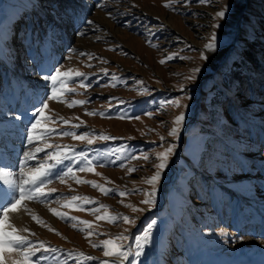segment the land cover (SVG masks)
Segmentation results:
<instances>
[{
    "label": "rangeland",
    "instance_id": "obj_1",
    "mask_svg": "<svg viewBox=\"0 0 264 264\" xmlns=\"http://www.w3.org/2000/svg\"><path fill=\"white\" fill-rule=\"evenodd\" d=\"M101 2L105 7H93L95 0H88L87 7H81L80 0H65L64 5L76 8L88 19L96 21L100 25L98 30L88 31L84 36H77L73 29L61 25L55 27L46 37L44 31L38 29L39 40L42 43L34 44L27 51L16 44L12 55L10 57L5 55L0 60V106H3L4 111L25 113L24 120L19 123L13 122L15 126L0 140V149L11 157L10 163L14 164L16 156L23 148V129L32 119L30 113L35 100L48 91V86L35 74L38 71V64L46 65L48 69H51L52 66L63 63L62 70L65 71L73 69L99 74L106 68L109 73H116L125 80L124 83L118 82L117 87H112L108 83L109 78L96 75L85 82L93 85L87 89L80 86L78 79L70 80L68 87L75 88L77 91L75 94H67L66 99L70 101L91 97V102L69 108L64 103L49 101L50 111L46 110L45 114L63 116L70 119L71 123H79V120L75 119L79 117L85 121L87 128L81 127L78 133L94 130L97 134L102 131L114 137H123V140H97L90 146L92 149L110 152L113 159L121 145L130 146L127 149L129 154L134 153L139 156L147 152L150 159L149 161L143 158L126 160L124 167L95 165L96 172L102 175L77 172L82 179L93 180L117 190L108 195L89 184H78L70 178L66 183L54 180L51 185L46 186V190L48 187L55 188L58 193L67 196H88L94 200V203L86 208L97 209L93 213L62 207L63 196L59 197L58 201L52 200L50 204L29 201L28 207L57 232L38 226L23 210L10 214L9 222L13 223L17 229L30 228L36 233V237H32L34 240L48 241L52 246L75 250L77 253L83 251L86 255L97 258L87 264H101V261L106 259L102 247H92L89 239L99 244L103 239H115L122 232L127 235L128 233L125 232L127 229L132 235L124 243L134 250L135 236L142 233L146 224L154 218L159 223L153 238V248L143 259L151 261L154 254L159 251L163 264H264V224L261 223V217L264 216V167H261L264 164V80L261 79L258 68L254 78L256 82L252 84L253 94L243 90L235 104H225L224 115L230 123L233 117H243L247 123L244 136L248 150L242 155V163L236 160L232 168H218L211 174L201 169L200 178L196 176L195 180L189 181L186 185L180 183L184 164L190 162L188 145L192 135L197 132L200 134L208 132L209 126L201 118L207 102L206 97L210 91L211 74L206 72L201 77L200 86L195 90L189 89L192 91L193 100L182 99V103L190 104L186 125L180 140L176 141L178 144L176 155L172 158L160 184L156 207L143 213H134L127 207L128 204H134L138 208H147L141 201L144 199L143 190H150V186L144 181L154 173V165L158 163L154 153L163 151L167 143L173 141V138L167 136V132L172 126L174 117L180 111H184L183 108L172 105H167L164 110H160L157 105L160 101L181 96L180 85L188 83L184 77L191 74L192 68L205 63L200 59L198 49H202L212 31L210 27H204V25L214 23L211 16L218 10L219 0H210L208 4H200L195 0L187 5L173 3L172 8L164 6L169 0H122L119 3L117 0H101ZM25 4L29 5L30 14L26 18L35 19V16H31L29 0H0V9L9 13L17 10L22 12L24 11L22 6ZM50 8V0H39L36 11L44 15ZM249 8L259 15L264 12V3H261V0H250ZM109 11L114 13L111 17L108 15ZM48 21L56 24L51 16L48 17ZM127 21H131V24L126 23ZM22 26L20 24L17 27ZM81 27L86 26L81 25ZM149 39L152 41L151 44L148 43ZM117 45L120 49H116ZM256 47H259V42ZM69 48H75L77 51L69 52ZM81 52L96 58L89 60L88 55H81ZM169 55H175L177 58L171 61L166 60L164 64L159 63ZM30 57H37L38 63H32ZM100 57L109 62H102ZM179 57L191 59L181 60ZM89 64L92 66L89 67ZM96 80H100V83L96 84ZM136 80L144 81V86L148 87L150 92L141 95V86L135 83ZM110 96L121 97L130 103L122 105L119 112L113 109L110 118L86 115V108L89 111L92 109L108 111L112 107L108 101ZM115 103L118 102H113ZM25 104L29 107L27 108ZM148 111H152L154 116L151 118L147 116L145 113ZM120 112L126 117L139 116L140 119H120ZM48 126L62 127L66 130L69 127L59 121H48ZM226 131L235 134V125L232 124L230 129L226 128ZM161 135L165 136L167 142L160 141ZM129 137L131 139H128ZM134 141L140 143L137 146L132 145ZM48 142L74 144L78 150L84 147L80 141H75L70 136L54 135L49 137ZM92 155H95V152L90 151L89 156ZM37 159H43V155H39ZM129 167H135L136 171L129 174ZM13 170L18 171V169ZM246 181L251 182L250 191L236 190ZM213 182L224 189L221 191L215 188L224 194V202L218 209L204 207V202L192 190L195 186L197 192H202L200 191L202 189V193L207 195V189L210 193ZM133 189L141 190L133 191ZM119 192H124L125 196L121 197ZM181 196L187 197L191 204L200 208L201 213H208L211 219L207 221V224L214 231L223 228L226 232L244 236V241L236 243L229 241L225 244L213 234L206 238V243L200 245L188 248L179 245L178 235L181 232L175 227L168 228L164 224V219L173 215V200ZM99 204L108 205V208H99ZM49 207H55L59 211L68 212L71 216L92 222L94 234L88 237L87 233L82 231L87 227L86 225L77 224V227L73 228L72 223H76L75 221H62L48 211ZM105 212L110 215H120L121 219L115 223L106 219H96ZM124 214L140 217L137 225L132 227L124 223L122 220ZM201 219L203 220L204 217L201 216ZM237 223L240 224L239 232L236 229ZM63 255L65 253H58V257ZM107 259L111 261L113 258ZM48 264L53 262L49 260ZM69 264H74V261L70 259Z\"/></svg>",
    "mask_w": 264,
    "mask_h": 264
},
{
    "label": "snow or ice",
    "instance_id": "obj_2",
    "mask_svg": "<svg viewBox=\"0 0 264 264\" xmlns=\"http://www.w3.org/2000/svg\"><path fill=\"white\" fill-rule=\"evenodd\" d=\"M119 2H122V0H117V3ZM192 2L193 0H169L164 6L172 8L173 3L187 5ZM195 2L208 4L210 0H195ZM38 3L39 0H29L31 16H35V19L26 18L30 16L28 4L22 6L24 8L22 12L17 10L9 13L0 9V60L5 55L10 57L15 51L16 44L27 51L34 44L42 43L39 40L38 29L43 30L47 37L55 27L61 25L73 29L77 36H84L88 31H95L100 28L96 21L88 19L76 8L64 6L65 0H50L51 8L44 15L36 11ZM249 3L250 0H219L220 6L211 16L214 23L204 25V27H210L212 31L202 49H198L200 59L205 63L192 68L191 74L184 77L188 83L180 85L179 92L182 94L181 96L158 103L157 107L160 110H164L167 105H172L176 108H183L184 111H180L174 117L172 126L167 132V136L173 138V141L167 143V147L163 151L154 153L158 163L154 165V173L144 181L150 186V190H143L144 199L141 201L147 208H138L134 204H128L127 207L131 208L132 212L143 213L156 207L160 184L172 158L176 155L178 147L176 141L180 140L181 133L186 125L187 110L190 108V104L182 103V99L193 100L192 91L189 89H197L200 86L201 77L206 72L211 74L210 91L206 97L207 102L201 118L208 124V132L207 134L197 132L192 135L188 145L190 162L184 164L183 175L180 177L181 185H186L189 181L195 180L196 173L201 169L211 174L218 168H232L233 163L240 160L243 153L248 150L244 136L247 131L246 121L233 117L230 123L224 113L226 103L235 104L240 99L243 84L255 78L257 67L260 69L261 79L264 80V12L257 15L250 10ZM261 3H264V0H261ZM80 5L81 7H87L88 0H80ZM92 6L96 8L105 7L101 0H95ZM132 7H135V5H132ZM113 14L112 11L108 13L110 17ZM49 16L56 21L55 25L49 23ZM126 23L131 24V21ZM20 24L23 26L17 27ZM81 25L86 27L82 28ZM258 42L259 47L257 48ZM148 43H152L151 39ZM152 46L157 47L158 45ZM116 49H120V46L117 45ZM68 51L75 52L77 50L69 48ZM81 55H88L89 60L96 58L83 52H81ZM175 58H177L175 55H169L160 60L159 63L164 64L166 60L171 61ZM99 59L104 63L109 62L103 57ZM179 59L191 58L179 57ZM30 60L34 64L38 63L37 57H30ZM88 66L91 67L92 65L89 64ZM63 68V63L56 64L51 69H48L46 65L38 64V71L35 74L48 86V91L39 95L35 100V105L30 113L32 119L29 121L28 126L23 129V148L16 156L14 164L10 163L11 157L0 149V264H48L49 260L53 264H69L70 259L74 261V264H87L89 261H95L97 259L95 256L86 255L83 251L77 253L75 250L70 251L52 246L48 241L32 239V237H36V233L28 227L17 229L13 223L9 222L10 214L19 213L23 210L30 215L38 226L57 232L55 228H52L41 216L35 214L28 207L29 201L50 204L52 200L56 199L58 201L59 197L63 196L62 207L87 210L93 213L97 209L86 208V206L94 203V200L88 196H67L58 193L55 188L48 187L46 190V186L51 185L54 180L66 183L70 178L78 184H89L103 194L108 195L115 193L117 190L93 180L82 179L77 175V172L102 175L96 172L95 165L124 167L126 160L143 158L145 161H149L150 159L147 152H143L139 156L134 153L129 154L127 149L130 146L128 145H121L116 150L118 154L113 159L110 152L92 149L90 146L94 145L97 140H123V137H114L102 131L97 134L94 130L78 133L81 127L87 128L85 121L79 117H75L76 120H79V123H71L70 119L63 116H48L45 114L46 110L50 111L49 101L64 103L69 108L91 102V97L88 99H71L70 101L66 99L67 94H75L77 91L75 88L68 87L70 80L78 79L80 86L84 89L93 86L91 83L85 82L96 75L109 78L108 83L112 87H117L118 82L124 83L125 80L116 73H109L106 68L102 69L99 74L85 73L73 69L65 71L62 70ZM95 83L99 84L100 80H96ZM135 83L141 86V95L150 92V89L144 86V81L136 80ZM108 101L112 106L108 111H98L96 109L89 111L86 108V115H99L110 118L113 109L119 112L122 105L130 103V101L115 96L108 97ZM113 102L118 103L113 104ZM145 114L150 118L154 116L152 111ZM24 118L25 113L4 111L3 106H0V140L15 126L13 122H22ZM119 118L140 119L139 116L126 117L122 112L119 113ZM48 121H59L69 127L67 130L62 127H49ZM161 123H164V121H161ZM232 124L235 125V134L226 131V128L230 129ZM54 135L70 136L73 140L80 141L84 147L78 150L74 144L49 143V137ZM128 139H131V137ZM160 141L167 142L163 135L160 136ZM90 151L95 152V155L89 156ZM41 154L43 159H37ZM261 167H264V164ZM13 169H18V171ZM134 171H136L135 167L128 168L129 174ZM105 179L107 180L106 177ZM250 183L248 181L243 182L236 190L250 191ZM69 187L71 188V186ZM140 190L133 189V191ZM119 195L123 197L125 193L119 192ZM197 196L204 202V207L211 209H218L224 202V194L215 188L207 195L197 192ZM99 208L106 209L108 205L99 204ZM173 208V215L165 218L164 224L168 228L175 227L179 229L189 246L206 243V238L213 234L225 244L229 241L232 243L244 241V236L226 232L223 228L214 231L207 224V221L211 219L208 213H201L200 208L191 204L187 197L174 198ZM48 211L62 221H75L76 223H72L73 228H76L77 224L86 225L87 227L83 228L82 231H85L88 237L94 234L91 227L92 222L71 216L68 212L59 211L55 207H49ZM189 212L192 214H188ZM201 216L204 217L203 220ZM96 219H106L115 223L121 219V216L110 215L105 212L102 216H97ZM139 219L140 217L122 215L123 222L132 227L137 225ZM158 223L157 219H152L146 224L142 233L135 236L136 246L134 250L124 243L132 235L127 229L125 230L128 233L127 235L122 232L115 239H103L99 244H95L89 239V243L94 248L102 247L106 259L102 260L101 264H163L159 251L154 254L151 261L143 259L147 256L148 251L153 248V238ZM261 223L264 224V216L261 217ZM236 229L237 232L240 231L239 223H237ZM58 253H65V255L58 257ZM107 258L113 259L110 261Z\"/></svg>",
    "mask_w": 264,
    "mask_h": 264
},
{
    "label": "trees",
    "instance_id": "obj_3",
    "mask_svg": "<svg viewBox=\"0 0 264 264\" xmlns=\"http://www.w3.org/2000/svg\"><path fill=\"white\" fill-rule=\"evenodd\" d=\"M258 44V43H257ZM258 69H259V67H257ZM254 81H255V79H253V80H251V81H247V82H245L244 84H243V90H247L248 92H249V94H253V89H252V84L254 83ZM256 82V81H255ZM238 118H240V119H244L243 117H238ZM256 128H257V125L255 126ZM140 142L139 141H134V142H132V145H135V146H137L138 144H139ZM242 158V157H241ZM237 161H239V162H241V159L240 160H237ZM242 163V162H241ZM196 176L197 177H199L200 178V174H199V172H197L196 173ZM201 181H203V182H206V180H204V179H201ZM213 188H217V189H219V190H221V191H224V189H222L221 187H219V185H217L215 182H213V185H212V189ZM192 190H193V192L196 194V196H197V188L195 187V186H193L192 187ZM200 191H202L203 192V190L201 189ZM207 191H208V193H209V189H207ZM179 236V245H183V246H185V247H189V245L185 242V240H184V236L182 235V234H179L178 235Z\"/></svg>",
    "mask_w": 264,
    "mask_h": 264
},
{
    "label": "bare ground",
    "instance_id": "obj_4",
    "mask_svg": "<svg viewBox=\"0 0 264 264\" xmlns=\"http://www.w3.org/2000/svg\"><path fill=\"white\" fill-rule=\"evenodd\" d=\"M25 106H27V108L29 107L28 105H25ZM20 108H21V106H20ZM19 109V108H18Z\"/></svg>",
    "mask_w": 264,
    "mask_h": 264
}]
</instances>
